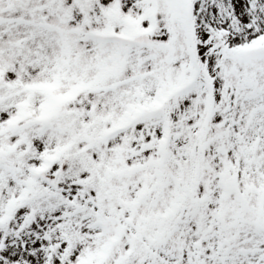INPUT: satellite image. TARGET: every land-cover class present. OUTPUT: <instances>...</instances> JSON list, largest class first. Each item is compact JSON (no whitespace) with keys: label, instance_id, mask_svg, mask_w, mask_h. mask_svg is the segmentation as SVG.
I'll return each mask as SVG.
<instances>
[{"label":"snow or ice","instance_id":"snow-or-ice-1","mask_svg":"<svg viewBox=\"0 0 264 264\" xmlns=\"http://www.w3.org/2000/svg\"><path fill=\"white\" fill-rule=\"evenodd\" d=\"M0 264H264V0H0Z\"/></svg>","mask_w":264,"mask_h":264}]
</instances>
